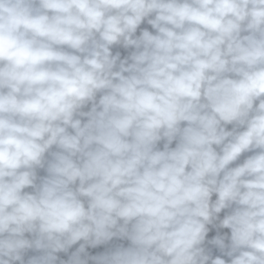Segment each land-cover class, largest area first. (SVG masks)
<instances>
[{"label": "clouds", "instance_id": "1", "mask_svg": "<svg viewBox=\"0 0 264 264\" xmlns=\"http://www.w3.org/2000/svg\"><path fill=\"white\" fill-rule=\"evenodd\" d=\"M0 264H264V0H0Z\"/></svg>", "mask_w": 264, "mask_h": 264}]
</instances>
